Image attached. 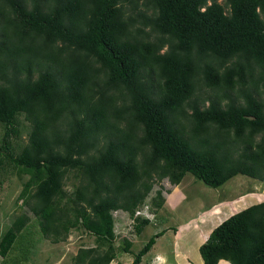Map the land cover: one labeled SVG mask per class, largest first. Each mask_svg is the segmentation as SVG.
<instances>
[{
	"label": "trees",
	"instance_id": "obj_1",
	"mask_svg": "<svg viewBox=\"0 0 264 264\" xmlns=\"http://www.w3.org/2000/svg\"><path fill=\"white\" fill-rule=\"evenodd\" d=\"M5 168L24 209L0 231L1 257L21 250L11 264L35 246L34 223L53 243L82 228L96 245L75 263L109 264L114 212L133 216L164 179L264 182V0H0ZM164 199L156 189L150 204ZM134 219L138 234L150 222ZM198 251L203 264H264V200L219 222Z\"/></svg>",
	"mask_w": 264,
	"mask_h": 264
},
{
	"label": "rangeland",
	"instance_id": "obj_2",
	"mask_svg": "<svg viewBox=\"0 0 264 264\" xmlns=\"http://www.w3.org/2000/svg\"><path fill=\"white\" fill-rule=\"evenodd\" d=\"M26 137L22 132L12 139L13 145L25 143ZM7 168L0 170V231L8 223L10 214L17 215L24 210L15 205L21 182ZM73 180L70 178L66 182L64 188L67 192H71ZM156 189H161L165 198L161 208L150 204ZM263 200L264 182L242 174L230 178L220 187L207 186L189 172L175 186L164 179L153 186L146 202L133 216L122 211L114 212L116 236L113 243L117 255L109 264H130L134 254L161 229L166 231L156 237L149 252L143 255L141 264H203L198 247L210 231L232 213ZM136 216L150 219L139 234L134 227ZM32 231L35 246L27 250L19 264H77L74 257L78 250L96 245L95 237L82 228H73L65 240L57 243L42 237L35 223ZM125 238L131 242L129 252L121 249ZM20 253V248L16 247L9 256H0V264H11V259Z\"/></svg>",
	"mask_w": 264,
	"mask_h": 264
},
{
	"label": "crops",
	"instance_id": "obj_3",
	"mask_svg": "<svg viewBox=\"0 0 264 264\" xmlns=\"http://www.w3.org/2000/svg\"><path fill=\"white\" fill-rule=\"evenodd\" d=\"M217 264H229V262L227 260L221 259V260L218 261Z\"/></svg>",
	"mask_w": 264,
	"mask_h": 264
}]
</instances>
